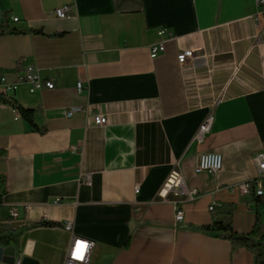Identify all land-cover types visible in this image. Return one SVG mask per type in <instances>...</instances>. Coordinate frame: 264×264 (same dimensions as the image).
I'll return each mask as SVG.
<instances>
[{"label":"crops","instance_id":"obj_1","mask_svg":"<svg viewBox=\"0 0 264 264\" xmlns=\"http://www.w3.org/2000/svg\"><path fill=\"white\" fill-rule=\"evenodd\" d=\"M65 5L72 13L56 16ZM0 15V79L15 81L22 67L35 65L55 83L34 92L21 83L13 92L34 109L43 132L0 104L7 180L0 228L61 223L11 244L16 261L63 264L70 239L63 223L73 221L78 236L95 242L92 264H253L250 250L198 227L212 222L216 202L233 204L236 231H250L257 215L264 228V194L238 188L257 177L264 145V18L257 19L256 0H0ZM161 28L175 38L152 58ZM187 49L204 57L181 64ZM72 106L90 112L68 116ZM95 112L107 124L95 125ZM211 114V131L198 142ZM202 152L221 153L222 169L195 174ZM180 160L199 197L162 200ZM175 201L184 210L180 222Z\"/></svg>","mask_w":264,"mask_h":264},{"label":"built area","instance_id":"obj_2","mask_svg":"<svg viewBox=\"0 0 264 264\" xmlns=\"http://www.w3.org/2000/svg\"><path fill=\"white\" fill-rule=\"evenodd\" d=\"M257 5V19L259 17L264 18V0H256ZM54 13L58 17H66L72 13V7L69 5L58 7L54 10ZM3 15H0V21H2ZM12 20L17 22L19 17H12ZM160 40L152 45L150 50V56L152 58L158 57L166 49V43L175 38L174 33L168 28H161L158 31ZM204 57L203 53H198L195 49H187L181 51L178 54V61L181 64H185L188 60L200 59ZM18 66L20 64L18 63ZM21 83H28L30 85V91L34 92L44 86L48 88H54V81H45L41 76L39 69L35 65H28L20 69L18 79L15 81H9L6 76H2L0 79V96L5 98H12L13 92L16 91ZM85 85L83 82L77 84L78 91H83ZM90 112L88 108L81 106H72L68 109L67 115L72 116L77 112ZM93 122L97 126H103L107 124L108 117L102 112L92 113ZM213 123V115H209L206 120L201 124L195 140L198 142H204L206 135L210 133ZM256 162L258 166V175L255 179L246 181L238 185V188L245 194H251L252 191L256 195L262 196L264 194L262 178L264 177V145L262 150L256 155ZM223 167V156L219 152H202L197 158V163L194 166V172L197 175H214L220 171ZM86 182L90 183V180L86 178ZM140 191V187L136 186L135 193ZM170 193H173L181 198V201H192L199 197V191L197 188L190 187L187 182L186 173L182 167L181 160L170 171L166 181L159 191V197L162 200H167ZM181 201H175V219L180 222L184 220V210L180 205ZM59 200L55 201V203ZM218 203L214 202L210 206V211H213ZM11 215L13 217L19 216V211L16 207L11 209ZM64 229L69 232L70 239L67 248V253L63 264H92V254L95 247V242L82 236H78L74 232V222L66 221L63 223ZM15 264H21V260H17Z\"/></svg>","mask_w":264,"mask_h":264},{"label":"trees","instance_id":"obj_3","mask_svg":"<svg viewBox=\"0 0 264 264\" xmlns=\"http://www.w3.org/2000/svg\"><path fill=\"white\" fill-rule=\"evenodd\" d=\"M11 32H22L20 29H12ZM55 35H61L56 33ZM10 104L18 109L21 115L34 126L36 130L45 131V128H38L34 123V109L24 107L18 103L13 97L5 98L0 96V104ZM6 154V150L0 148V158ZM7 194V180L4 174H0V206L3 204L4 196ZM251 194H255L254 191ZM213 219L210 224L199 226L198 228L213 234L214 236L220 237L221 232L230 233V240L232 247H245L254 254L253 264H264V228L261 221V217L257 215L255 223L252 229L248 232H238L234 229L233 216L234 206L230 203L218 204L214 210L211 211ZM61 223L41 220L31 224H24L16 227L0 228V245L9 246L15 244L19 246L20 238L28 231L39 228V227H55L60 226Z\"/></svg>","mask_w":264,"mask_h":264},{"label":"water","instance_id":"obj_4","mask_svg":"<svg viewBox=\"0 0 264 264\" xmlns=\"http://www.w3.org/2000/svg\"><path fill=\"white\" fill-rule=\"evenodd\" d=\"M220 236L228 238L230 237V233L221 232ZM0 261H3L8 264H15L16 263L15 248L11 245L9 246L0 245ZM21 264H38V261L29 257H23L21 260Z\"/></svg>","mask_w":264,"mask_h":264}]
</instances>
